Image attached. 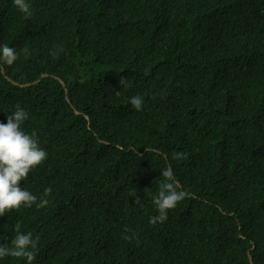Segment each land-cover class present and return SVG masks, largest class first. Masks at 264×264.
<instances>
[{
  "label": "trees",
  "instance_id": "1",
  "mask_svg": "<svg viewBox=\"0 0 264 264\" xmlns=\"http://www.w3.org/2000/svg\"><path fill=\"white\" fill-rule=\"evenodd\" d=\"M31 6L0 0V43L29 49L0 64V121L28 111L47 158L20 185L52 191L0 216V242L19 222L34 264H264V0ZM166 166L188 194L151 224Z\"/></svg>",
  "mask_w": 264,
  "mask_h": 264
},
{
  "label": "clouds",
  "instance_id": "2",
  "mask_svg": "<svg viewBox=\"0 0 264 264\" xmlns=\"http://www.w3.org/2000/svg\"><path fill=\"white\" fill-rule=\"evenodd\" d=\"M13 5L26 17H31V0H12ZM29 54L28 48L20 49L0 43V64L12 65L19 56ZM120 85L124 88L130 86L128 78L121 77ZM130 106L141 111L144 98L140 94L128 98ZM29 119L28 111L17 104L8 112L6 122L0 121V216L14 209L31 207H45L49 200L47 196L51 188L44 189V196L38 197L27 188L20 185L21 180H26L28 174L47 158L46 150L40 146L35 138V133L29 134L23 125ZM161 177L158 193L153 196L156 215L149 217V223H163L167 220L168 210L177 206V203L187 196L179 181L176 179L171 166L161 168ZM15 235L10 243L0 242V261L6 257L20 258L25 264H34L37 258L39 236H34L31 231H21L19 222L12 225Z\"/></svg>",
  "mask_w": 264,
  "mask_h": 264
},
{
  "label": "water",
  "instance_id": "3",
  "mask_svg": "<svg viewBox=\"0 0 264 264\" xmlns=\"http://www.w3.org/2000/svg\"><path fill=\"white\" fill-rule=\"evenodd\" d=\"M3 71H4V69H3ZM45 75H47L46 73H44L43 74V76H45ZM7 78H9L10 79V77L9 76H7ZM58 79H59V81L63 84V86L65 87V91H66V93L68 92V88H67V86H66V82L63 80V78H61V77H57ZM14 83H16V84H19V85H21V86H25V85H28V84H30V83H19V82H17V81H14ZM76 112H79L78 110H76ZM250 259H251V263L253 264V260H252V257L250 256Z\"/></svg>",
  "mask_w": 264,
  "mask_h": 264
}]
</instances>
